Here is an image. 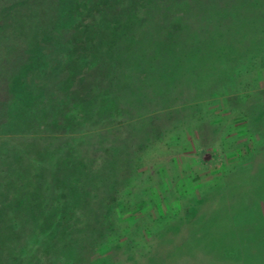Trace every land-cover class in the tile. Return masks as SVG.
Instances as JSON below:
<instances>
[{
	"label": "rangeland",
	"instance_id": "1",
	"mask_svg": "<svg viewBox=\"0 0 264 264\" xmlns=\"http://www.w3.org/2000/svg\"><path fill=\"white\" fill-rule=\"evenodd\" d=\"M127 2L0 0V264H264V16Z\"/></svg>",
	"mask_w": 264,
	"mask_h": 264
},
{
	"label": "trees",
	"instance_id": "2",
	"mask_svg": "<svg viewBox=\"0 0 264 264\" xmlns=\"http://www.w3.org/2000/svg\"><path fill=\"white\" fill-rule=\"evenodd\" d=\"M141 1L142 0H128L127 4L124 7L125 9H123V10L126 12V14H130V13H132L135 10L136 5L139 4ZM227 2H228V4H227L226 7H229V9L232 10L233 14L235 15V17H233L235 19V20H233V21H235L234 22L235 24L240 22L241 10H239V8L240 9H242V8L246 9L247 7L255 8V9H258L261 12L260 14L262 16H264V0H227ZM236 12H238L239 18H238V15H237ZM130 22H132V21H130ZM227 29L229 30V33H232V32H230V27H228ZM202 51H204V50H202L201 46H198V45L195 46V52L196 53L198 52L197 54L203 56L204 53ZM108 52H109L108 54H111V55H109V57H107V58L105 57L106 58L105 61L103 60L104 57H101L102 59L100 60V65H98L97 68H99V70H102V71H103L104 68H105L104 70H108V71L112 70L111 74H113V70L115 69L116 63L119 62V60H117V54L114 53L112 50H110ZM224 53H226V52H224ZM224 56H226V55H224ZM233 60H235V58L232 59V61H231L232 63L235 62ZM188 62H189V58L187 56L185 58V60H184V65H186ZM229 63H230V61H229ZM98 79H99V77H98ZM100 81L101 80H99V83H100ZM80 95H81V93H80ZM101 108H103V107H101ZM254 113L255 114L249 115L250 126H251L250 129L252 130L253 133H256V132H260L259 131L260 130L259 127L264 125V123H263L264 118H263L262 113H259V114H257L256 112H254ZM255 127H257V129ZM259 242L261 243V246L263 247L264 234H261Z\"/></svg>",
	"mask_w": 264,
	"mask_h": 264
}]
</instances>
